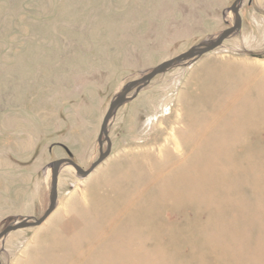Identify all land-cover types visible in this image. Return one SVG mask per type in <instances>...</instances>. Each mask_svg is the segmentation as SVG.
Wrapping results in <instances>:
<instances>
[{"label": "rangeland", "instance_id": "rangeland-1", "mask_svg": "<svg viewBox=\"0 0 264 264\" xmlns=\"http://www.w3.org/2000/svg\"><path fill=\"white\" fill-rule=\"evenodd\" d=\"M233 1L0 0V230L42 215L47 163L88 168L115 91L231 25ZM239 13L118 108L108 155L61 170L1 264H264V0Z\"/></svg>", "mask_w": 264, "mask_h": 264}, {"label": "water", "instance_id": "water-1", "mask_svg": "<svg viewBox=\"0 0 264 264\" xmlns=\"http://www.w3.org/2000/svg\"><path fill=\"white\" fill-rule=\"evenodd\" d=\"M242 2L243 0H234L228 8V11H230L232 14L231 25L219 31L217 34L205 38L194 45H191L187 50L169 59H166L151 68H148L147 70L140 73L139 77L122 84L113 94V97L102 119L100 130L97 136V143L100 147L99 156L97 159L93 161L86 169H83L80 165H78L72 157H61L47 163V177L45 180L47 192L45 193V199L48 204L45 207L42 215L39 217L23 216L21 218H15L11 222L7 223L0 230V242H3L11 232L17 229L41 225L50 216L56 207L58 175L62 169L71 168L77 177L84 178L88 176L95 169V167L104 160L111 148L109 127L118 108L136 97L138 92L143 87H145L153 77L158 74L165 73L167 70L175 67L191 65L203 54L222 46L226 39L237 35L241 30V16L239 10L241 8ZM130 92L132 93L129 94ZM103 143H106V149L104 151L101 150Z\"/></svg>", "mask_w": 264, "mask_h": 264}, {"label": "flooded vegetation", "instance_id": "flooded-vegetation-1", "mask_svg": "<svg viewBox=\"0 0 264 264\" xmlns=\"http://www.w3.org/2000/svg\"><path fill=\"white\" fill-rule=\"evenodd\" d=\"M99 146V145H98ZM106 149V144L103 143V145L101 146V150L104 151ZM99 150H100V147H99Z\"/></svg>", "mask_w": 264, "mask_h": 264}]
</instances>
